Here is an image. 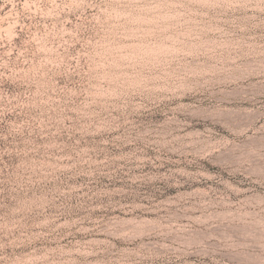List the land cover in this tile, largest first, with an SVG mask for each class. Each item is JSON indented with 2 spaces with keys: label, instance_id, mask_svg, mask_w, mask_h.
<instances>
[{
  "label": "rangeland",
  "instance_id": "obj_1",
  "mask_svg": "<svg viewBox=\"0 0 264 264\" xmlns=\"http://www.w3.org/2000/svg\"><path fill=\"white\" fill-rule=\"evenodd\" d=\"M0 264H264V0H0Z\"/></svg>",
  "mask_w": 264,
  "mask_h": 264
},
{
  "label": "bare ground",
  "instance_id": "obj_2",
  "mask_svg": "<svg viewBox=\"0 0 264 264\" xmlns=\"http://www.w3.org/2000/svg\"><path fill=\"white\" fill-rule=\"evenodd\" d=\"M238 109H239V111L238 110H233V108H226L225 109V110H228L227 112H225L227 123H229L230 125H232L235 128H239V130H246L253 123L254 118L257 116L258 113L253 111L252 114L250 115L249 113H246L247 111H249L248 108L241 107V108H238ZM240 111L245 113V115L247 116V118L245 119V120H247L245 125L241 121V117L239 115Z\"/></svg>",
  "mask_w": 264,
  "mask_h": 264
}]
</instances>
